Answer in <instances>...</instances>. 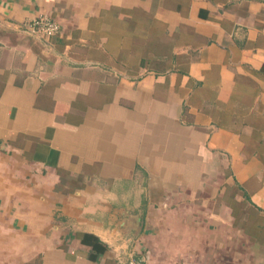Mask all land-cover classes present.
Masks as SVG:
<instances>
[{"label":"crops","instance_id":"0c3cea01","mask_svg":"<svg viewBox=\"0 0 264 264\" xmlns=\"http://www.w3.org/2000/svg\"><path fill=\"white\" fill-rule=\"evenodd\" d=\"M177 263L264 264V0H0V264Z\"/></svg>","mask_w":264,"mask_h":264},{"label":"built area","instance_id":"2783aa9c","mask_svg":"<svg viewBox=\"0 0 264 264\" xmlns=\"http://www.w3.org/2000/svg\"><path fill=\"white\" fill-rule=\"evenodd\" d=\"M27 28L32 32H38L46 37H53L60 33L59 23L50 16L42 15L32 21L26 22ZM189 264V263H177Z\"/></svg>","mask_w":264,"mask_h":264}]
</instances>
